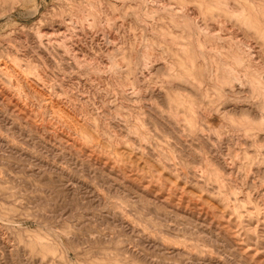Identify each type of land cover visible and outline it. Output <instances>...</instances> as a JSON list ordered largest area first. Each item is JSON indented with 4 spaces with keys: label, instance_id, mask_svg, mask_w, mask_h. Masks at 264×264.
<instances>
[{
    "label": "rangeland",
    "instance_id": "374dc122",
    "mask_svg": "<svg viewBox=\"0 0 264 264\" xmlns=\"http://www.w3.org/2000/svg\"><path fill=\"white\" fill-rule=\"evenodd\" d=\"M134 1L0 0V60L15 69L14 58L24 65L32 100L60 94L76 106L70 120L80 125L83 111L90 122L83 130L88 139L71 145L41 118L20 115L0 91V264H264V123L259 117L264 111V0H165L196 17L204 9L208 27L222 31L206 34V42L238 46L242 67L230 72L236 64L227 56L221 63L226 75L218 80L230 83L236 93L231 98L210 82L197 52L200 31L193 18H179L178 25L156 0ZM58 25L67 35L86 36L82 46L93 69L63 65L35 47L38 33H46L45 39L63 35L56 32ZM104 31L113 35L110 40ZM179 33L185 37L178 38ZM171 38L192 44L197 67L185 69L179 56L164 50ZM116 40L119 53L107 50ZM119 41L131 56V76L117 66L125 55ZM137 46L141 52H135ZM148 53L172 62L160 67ZM140 56L148 78L136 66ZM97 61L107 63L106 71ZM191 68L193 75L187 72ZM238 74L245 88H238ZM44 77L43 85L37 82ZM2 86L17 96L14 88ZM133 86L145 100L121 94L122 87ZM103 103L110 108L100 118L95 106L101 110ZM190 120L195 122L189 125Z\"/></svg>",
    "mask_w": 264,
    "mask_h": 264
},
{
    "label": "bare ground",
    "instance_id": "6f19581e",
    "mask_svg": "<svg viewBox=\"0 0 264 264\" xmlns=\"http://www.w3.org/2000/svg\"><path fill=\"white\" fill-rule=\"evenodd\" d=\"M119 1V0H118ZM131 1V0H130ZM135 1H137V0H135ZM135 1H134V3H135ZM149 2V0H142V2L143 3H145V2ZM152 1V0H151ZM178 1V0H177ZM197 1H200V0H197ZM138 2V1H137ZM154 2V1H153ZM156 2H158V7H157V4L154 6L155 8L157 7V8H159L160 10H163L164 12H165V14H167V15H169L172 19H176V21H175V23L177 22V20L179 21V18H182V17H191V18H193L194 20H195V23L196 24H194V27H195V25H196V28L200 31V34H199V36L196 34V32L195 31H193V33L192 34H194V35H196V36H198V37H196V36H193L194 38L196 37L197 38V40H198V42H200V43H198L197 41L195 42L194 41V43L195 44H201L200 46L201 47H197L196 45V47L197 48H200V49H197V52H199L200 51V54H201V56H202V60H203V62H204V64H206V66H207V71H208V76H209V79H210V82L211 83H213V85L220 91V93L221 94H223V96L224 97H228V98H231V96H232V94L234 95V93H233V89L230 87H228V85L230 84H227L226 82H222V79H221V82L220 81H218L221 77H224L225 75H226V72L224 71L223 72V70H222V65L223 64H221L222 63V60L225 62V59L227 58V56L228 57H231L230 59L232 60V62H234L235 64H236V66H234V67H232L230 70V72H236V73H238L239 72V70H240V66H239V64H240V62L238 61L239 60V48H237V47H234V46H228L229 48H227V47H225L224 45H217V44H211V43H208V42H206V34L210 37V36H212V35H214V31H216V33H217V31L218 30H214L215 28L214 27H212L213 29L211 30L209 27H208V19H207V17L205 18V16H206V14H204V9H203V11H202V9H201V11L203 12L202 14L203 15H201L200 17H196V14H194V13H192V11L190 12H188L187 10H184L185 8H184V6H178L177 4V6H175V4L173 5V4H167L166 2H165V0L164 1H157L156 0ZM190 2V1H189ZM192 2V1H191ZM193 2H195V1H193ZM139 3V2H138ZM155 3V2H154ZM201 2H199V4H200ZM133 4V3H132ZM136 4V3H135ZM140 6V5H139ZM187 6V5H186ZM189 6V5H188ZM204 6V5H203ZM190 7V6H189ZM193 7V6H192ZM202 7V6H201ZM156 8V9H157ZM187 8V7H186ZM194 8V7H193ZM188 10L190 9V8H187ZM196 9V8H195ZM157 12V11H156ZM155 12V13H156ZM162 12V11H161ZM158 13V12H157ZM160 15V14H159ZM163 16V15H162ZM192 19V20H193ZM206 19V20H205ZM89 20V19H88ZM155 20V19H154ZM165 21H166V19H164ZM210 20V19H209ZM214 20V19H213ZM156 21V20H155ZM168 21V20H167ZM183 20H181V22H182ZM220 21H221V19H220ZM220 21H218V23L220 22ZM92 22H97V23H99V21H97V19H93V21ZM91 22V23H92ZM154 22V21H153ZM163 22V21H162ZM181 22H179V23H181ZM156 23V22H155ZM172 23V22H171ZM178 23V22H177ZM179 23H178V25H179ZM189 23V22H188ZM218 23H216V24H218ZM225 23V22H224ZM224 23H223V26H224ZM227 23V22H226ZM100 24H101V22H100ZM183 24V23H182ZM212 24V23H211ZM171 25H176V24H174V22L171 24ZM177 25V26H178ZM219 25V24H218ZM88 26V25H87ZM225 26H226V24H225ZM145 27V26H144ZM180 27V26H179ZM184 27H186V26H184ZM193 27V28H194ZM211 27V26H210ZM218 27V26H217ZM88 28V27H87ZM168 29H169V27H167ZM176 28V27H175ZM219 28V27H218ZM55 29V28H54ZM79 29V28H78ZM78 29L76 30V31H78ZM170 29H172V27L170 28ZM181 29V28H180ZM180 29H178V30H180ZM183 29V28H182ZM192 29V28H191ZM227 29V28H226ZM232 29V28H231ZM56 32H59V34L61 33H64L63 35H60V37H57V38H49V39H45V36H46V33H45V36L43 35V34H39L38 33V36H37V39L35 40V41H33V42H35V47L37 48L38 47V49L40 50V52H41V54H43V55H49V56H51V58H52V60L53 59H55V57H58V58H60V60H62L61 62H62V64H63V62H67L68 64H70V63H72L73 65H75V66H77V67H85L86 68V70H87V68L88 69H90V68H92L91 67V65H93L92 64V62H89L87 59L89 58V57H91V55L88 57V58H86L87 56H86V53H84V52H86V50H84L83 49V46H82V39L84 38V39H86L85 37H83L81 34L82 33H80V35H81V37H80V35H76V37H73L72 35L70 36V35H67V34H65V32H64V28H63V26H61V25H58V27H56ZM177 30V31H178ZM184 30V29H183ZM194 30V29H193ZM224 30V29H223ZM20 31V30H19ZM53 31V30H52ZM75 31V32H76ZM80 32H83L84 31V28H82V27H80V30H79ZM78 31V32H79ZM171 31V30H170ZM191 31V30H190ZM220 31V30H219ZM218 31V32H219ZM231 31H233V30H231ZM46 32V31H45ZM86 32V31H85ZM149 32H151V31H149ZM220 32H222V31H220ZM51 33V32H50ZM84 33V32H83ZM104 33V35L103 36H105V37H107V39H111L112 38V34L109 32V31H104L103 32ZM154 33V32H153ZM215 33V34H216ZM171 34V33H170ZM219 34V33H218ZM37 35V34H36ZM84 35H86V34H84ZM92 35V34H91ZM166 35V34H165ZM178 35V34H177ZM101 36V35H100ZM146 36V35H145ZM184 35H182L181 37H183ZM219 36V35H218ZM221 36V35H220ZM224 36V35H223ZM223 36L221 37L222 38V40L224 39L223 38ZM226 36V35H225ZM31 37V36H30ZM36 37V36H35ZM83 37V38H82ZM88 37V36H87ZM116 37V36H115ZM178 38L180 37V33H179V36H177ZM180 37V38H181ZM185 37V36H184ZM183 37V38H184ZM213 37V36H212ZM211 37V38H212ZM227 37H229V38H231V40H235L236 39V37H233V34H229V35H227ZM27 38V37H26ZM102 38V37H101ZM138 38V37H137ZM163 38H164V36H163ZM178 38H171V44H170V46L167 48V49H164V50H168L169 49V51L170 52H172V54L174 55V56H176V57H178L179 56V63H180V65L181 66H183L184 68H185V66H187V65H189V66H191L192 68H195V67H197V56H196V52L195 51H193V49H194V47L192 46L191 48H190V46L192 45H190V43L189 42H182V41H178ZM186 38H188V37H186ZM196 38H195V40H196ZM217 38V37H216ZM30 39H33V36H32V38H30ZM94 39V38H93ZM92 39V42L93 41H95V40H93ZM182 39V38H181ZM218 39V38H217ZM100 40V39H99ZM102 40V39H101ZM109 40H107V41H109ZM169 40V39H168ZM180 40V39H179ZM207 40H209V38L207 39ZM240 40V39H239ZM22 41V40H21ZM31 41V40H30ZM107 41H105V42H107ZM112 41H114V40H112ZM117 41V40H116ZM148 41V40H147ZM170 41V40H169ZM190 41H192L191 39H190ZM212 41V40H211ZM95 42H97V41H95ZM111 42V41H110ZM120 43H121V41H119ZM163 42V41H162ZM213 42H215V41H213ZM103 43V42H102ZM114 43V44H113ZM112 44V46L111 47H109L107 50H111V49H116L115 51H118L117 50V45L116 44H118V41H117V43L116 42H113ZM142 43V42H141ZM105 44V43H104ZM125 44V43H124ZM165 44V43H164ZM234 44V43H233ZM122 45V43L120 44V46H119V49H121L123 52H124V56L122 57L123 58V60L121 61V59H120V61L118 60V62H120L119 64H117L116 62H114V63H116L117 64V66H119V69L121 68L122 69V71L124 70L125 72L124 73H129L130 74V76H131V73H132V71L134 70L133 68H132V66L130 65L131 64V56L130 55H128L127 53H126V49H125V47L124 46H121ZM137 45V44H136ZM143 46H144V44H142ZM149 45V44H148ZM153 45V44H152ZM168 45V44H167ZM34 46V45H33ZM127 46V45H126ZM135 46V45H134ZM147 46V45H146ZM150 46H151V44H150ZM236 46V45H235ZM246 46V45H245ZM130 47V46H129ZM142 48V47H141ZM141 48L140 47H134V49H135V52H141L142 50H141ZM158 48V47H157ZM164 48H166V47H164ZM237 48V49H236ZM37 49V50H38ZM100 49V48H99ZM154 49V48H153ZM159 49V48H158ZM157 49V50H158ZM36 50V49H35ZM106 50V49H105ZM195 50V49H194ZM250 50V49H249ZM113 51V50H112ZM160 51H162V50H160ZM248 51V50H247ZM157 52V51H156ZM180 52H182V54L180 53ZM117 53V52H116ZM118 53H119V51H118ZM147 53V52H146ZM102 54V53H101ZM120 54H123V53H120ZM133 54V53H132ZM142 54V53H141ZM141 54H139V55H141ZM46 55V56H47ZM147 55V54H146ZM199 55V54H198ZM252 55L256 58V53L254 52V53H252ZM45 56V57H46ZM84 56V57H83ZM96 56V55H95ZM159 56H161L162 57V55H158L157 56V53H148V59L149 60H152L153 61V63L155 64H157L158 66H160V67H162V65H163V67L165 66H169L170 65V63L172 62V60L170 61V60H166V61H164V62H160V58H158ZM200 56V57H201ZM253 56H252V58H253ZM143 57H144V55H143ZM165 57V56H164ZM50 58V57H49ZM140 58L141 59H138L139 60V62L136 64V66H137V68L139 69V70H141L140 71V73L142 74V78H144V77H146V78H148L149 77V75H148V77L147 76H144L145 75V73H144V71L142 70V68L144 67H142L141 65H144L143 64V62L144 61H142L143 60V58H142V56H140ZM212 58H214L215 60H212ZM101 59V58H100ZM108 59V58H107ZM128 59V60H127ZM95 60V59H94ZM97 60V59H96ZM104 60V59H103ZM110 60V59H109ZM144 60H146V57L144 58ZM164 60V59H163ZM257 60V59H256ZM58 61V60H57ZM105 61V60H104ZM117 61V60H116ZM123 61H125V62H127V64H124V62ZM148 61V60H147ZM146 61V62H147ZM220 61V62H219ZM13 62H14V64L16 65V69L15 68H13V67H11L10 65H8L7 64V62H5V61H1L0 60V91L2 92V93H5L6 95H7V97H8V100H9V102H12V103H14L15 104V106L17 107V110H18V112H19V114L21 115V114H24V115H27V114H29V115H33V116H36V117H38V119L39 118H41L43 121H46V123L45 124H47L48 126H51L50 128H53V132L54 133H61V134H63V135H66L67 136V138H68V140H69V142H70V144L72 145L73 143H75V145H76V143H78L79 141L81 142V141H84V140H87L88 138L85 136V134H84V132H83V130L85 129V126H87V124H88V122H89V120L87 119V118H85L84 116H86V115H84V112L83 111H81L82 113L80 114L81 116H83V120H82V123H79L80 125H78V124H76V123H74L72 120H70V118H68V117H72L73 119H74V113H70L71 111V109H72V111L74 110V108L76 107L75 105H76V103H77V101H75L76 103H75V107H73V105H71L70 104V102L69 101H66V99L64 100L62 97H60V94H58L57 96H58V98L57 99H50L48 96H44V95H41V97L40 98H37V99H35L36 101H34V99L32 100L31 99V97L29 96L30 95V90H31V84H30V82L23 76V72L25 71V69H24V65L20 62H18V59L17 58H14L13 59ZM54 62H55V60H54ZM53 62V63H54ZM98 63H99V61H97ZM103 62V61H102ZM133 62V61H132ZM217 62H219V63H217ZM49 63H51V62H49ZM52 63V64H53ZM58 63L59 62H57L55 65H58ZM200 63V62H199ZM25 64V63H24ZM95 64V63H94ZM97 64V63H96ZM96 64H95V66H96ZM100 64V65H99ZM98 64V67H99V69H102V71L104 70V68L106 69V68H108L107 67V63H105L104 65H102L101 64V61H100V63ZM221 64V65H220ZM59 65H60V63H59ZM63 65H66V64H63ZM135 65V64H134ZM224 65H225V63H224ZM241 65V64H240ZM111 66V65H110ZM112 66H115V65H112ZM145 66H146V64H145ZM226 66V65H225ZM239 66V67H238ZM252 66V65H251ZM70 67V66H69ZM149 67V66H148ZM156 67V66H155ZM171 67V66H170ZM198 67H199V64H198ZM241 67H242V65H241ZM31 68V67H30ZM66 68H67V66H66ZM72 68V67H71ZM93 68H94V66H93ZM92 68V69H93ZM115 68V67H114ZM134 68H136V67H134ZM147 68V67H146ZM173 70H174V65H173ZM188 68V67H187ZM187 68H185V69H187ZM188 69V74H192L191 72H192V70L193 69ZM228 68V67H227ZM81 69V68H80ZM144 69H145V67H144ZM149 69V68H148ZM147 69V70H148ZM157 69V68H156ZM158 69H159V67H158ZM166 69V68H165ZM242 69V68H241ZM79 70V69H78ZM95 70H97L96 68H95ZM136 70V69H135ZM170 70V69H169ZM173 70H172V73H173ZM66 71V70H65ZM81 71V70H80ZM83 71V70H82ZM81 71V72H82ZM93 71V70H92ZM99 71V70H98ZM98 71H97V73H98ZM104 71H106V70H104ZM103 71V72H104ZM109 71V70H108ZM120 71V70H119ZM146 71V70H145ZM150 71V70H149ZM156 71H161L160 69L159 70H156ZM167 71V70H166ZM185 71V70H184ZM31 72V71H30ZM79 72V71H78ZM96 72V71H95ZM115 73H117L118 71H114ZM153 72V71H152ZM176 72H177V70H176ZM180 72V71H179ZM190 72V73H189ZM83 73V72H82ZM85 73H86V71H85ZM88 73V72H87ZM101 73V72H100ZM107 73V72H106ZM105 73V74H106ZM109 73V72H108ZM121 73V72H120ZM138 74V75H141V74ZM148 73V72H147ZM150 73H151V71H150ZM167 73V72H166ZM168 73H169V71H168ZM167 73V74H168ZM171 73V72H170ZM207 73V72H206ZM46 74V73H45ZM90 74V73H89ZM96 74V73H95ZM153 74V73H152ZM156 74H157V72H156ZM175 74V73H174ZM173 74V75H174ZM177 74H178V72H177ZM183 74V73H182ZM181 74V75H182ZM186 74V73H185ZM229 74V73H228ZM235 74V73H234ZM240 74V73H239ZM238 74V76L237 77H240V75ZM101 75V74H100ZM120 75V74H119ZM125 75V74H124ZM127 75V74H126ZM136 75V74H135ZM135 75H133V76H135ZM172 75V76H173ZM178 75H180V73L178 74ZM193 75V74H192ZM231 75V74H230ZM44 76H46V75H44ZM105 76V75H104ZM107 77H110V75H106ZM112 76H114V75H112ZM144 76V77H143ZM153 76V75H152ZM182 76H184V75H182ZM234 76V75H233ZM243 76V75H242ZM245 76V75H244ZM122 77V76H121ZM141 76H139V78H140ZM151 77V76H150ZM170 77H171V75H170ZM178 78H179V76H177ZM185 78H186V76H184ZM192 77V76H191ZM229 77V76H228ZM227 77V78H228ZM262 77H264V76H262ZM30 78V77H29ZM46 77H44V78H41L39 81H37V82H41V84L43 85V81H44V79H45ZM105 78V77H104ZM103 78V79H104ZM119 78V77H118ZM131 78V77H130ZM136 78V77H135ZM152 78V77H151ZM189 78V77H188ZM234 78V77H233ZM232 78V79H233ZM244 78V77H243ZM242 78V79H243ZM119 79H121V78H119ZM124 79H126V78H124ZM128 79H129V77H128ZM132 79V78H131ZM191 79V78H190ZM224 79V78H223ZM229 79V78H228ZM231 79V78H230ZM235 79H237V78H235ZM234 79V80H235ZM246 79V78H245ZM93 80V79H92ZM98 80H100V79H98ZM107 80V79H106ZM130 80V79H129ZM136 80V79H135ZM145 80V79H144ZM187 80V79H186ZM189 80V79H188ZM207 80V79H206ZM226 80V79H225ZM247 80V79H246ZM264 80V79H263ZM94 81H95V79H94ZM101 81V80H100ZM99 81V82H100ZM119 81H121V80H119ZM171 81V80H170ZM192 80H190V82H191ZM239 81L241 82V77H240V79H239ZM248 81V80H247ZM246 81V82H247ZM36 82V83H37ZM45 82V81H44ZM104 82V81H103ZM108 82V81H107ZM125 82H126V80H125ZM140 82V81H139ZM141 82H142V80H141ZM249 82H251V83H253L252 81H250L249 80ZM4 83H6L8 86H10L11 88H14L16 91H18L17 92V96L16 95H14V94H12V93H10L9 92V89H7V88H5V86H2ZM121 83V82H120ZM123 83V82H122ZM121 83V84H122ZM172 83V82H171ZM174 83V82H173ZM233 83V82H232ZM236 83V82H235ZM248 83V82H247ZM246 83V84H247ZM258 83V82H257ZM2 84V85H1ZM130 84L131 83H129V86H130ZM136 84V83H135ZM237 84V83H236ZM236 84H235V86H236ZM259 84H261V83H259ZM45 85V84H44ZM118 85V84H117ZM134 85V84H133ZM233 85V84H232ZM239 85L241 86H239L238 88H245V87H243L244 85H243V83L241 82V83H239ZM248 85V84H247ZM247 85H245V86H247ZM107 86H111V84H107ZM118 86H120V85H118ZM132 86V85H131ZM140 86V85H139ZM176 86V85H175ZM229 86H231V85H229ZM234 85H233V87H235ZM262 86V85H261ZM44 87V86H43ZM121 87V86H120ZM179 87V86H178ZM41 88V87H40ZM107 88V87H106ZM117 88H119V87H117ZM129 88H131L132 90H130ZM184 88V87H183ZM238 88H236V89H238ZM247 88V87H246ZM34 89V88H33ZM156 89H158V88H156ZM44 90V89H43ZM111 90V89H110ZM114 90H116V89H114ZM120 90H122V92H121V94L123 93L127 98H129L130 100H133V101H136V100H138V99H142V100H145L144 99V97H145V95L143 94V93H141V94H139L138 92H141V90H140V88H138L137 86H136V88L133 86V87H128V88H126V87H122V89H120ZM145 90V89H144ZM239 90H241V89H239ZM239 90H237V91H239ZM247 90V89H246ZM42 91V90H41ZM49 91V90H48ZM248 91V90H247ZM251 91V90H250ZM249 91V92H250ZM0 92V93H1ZM29 92V93H28ZM43 92V91H42ZM52 92V91H51ZM116 92V91H115ZM154 92H155V90H154ZM157 92H159L158 90H157ZM240 92H242V91H240ZM243 92H245V91H243ZM33 93V92H32ZM147 93H149V92H147ZM151 93H152V91H151ZM156 93V92H155ZM236 94V93H235ZM50 95V94H49ZM51 95H52V93H51ZM118 95V94H117ZM151 96H152V94H150ZM147 96V95H146ZM6 97V96H5ZM82 97V96H81ZM86 97V96H85ZM117 97V96H116ZM160 97H162V96H160ZM87 98V97H86ZM90 98V97H89ZM120 98V97H119ZM123 98V97H122ZM147 98V97H146ZM151 98V97H150ZM159 98V97H158ZM68 99V98H67ZM118 99V98H117ZM148 99V98H147ZM239 99H240V97H239ZM72 100V104H73V99H71ZM84 100V99H83ZM124 100V99H123ZM223 100V99H222ZM235 100V99H234ZM238 100V99H237ZM90 101V99H88V101H86V102H89ZM96 101V100H95ZM110 101V100H109ZM121 101V100H120ZM119 101V102H120ZM127 102V100H124V102ZM129 101V100H128ZM239 102H241L240 100H238ZM141 101H139L138 102V105H139V103H140ZM145 102V101H144ZM123 103V102H122ZM131 103V101H129V103H126L127 105H129ZM133 103V102H132ZM131 103V104H132ZM136 103V102H135ZM143 103V102H142ZM148 103V102H147ZM194 103V102H193ZM97 104V103H96ZM104 104V103H103ZM110 104V103H109ZM109 104H107V106L109 105ZM120 104V103H119ZM131 104L129 105V106H131ZM141 104V103H140ZM144 104V103H143ZM220 104V103H219ZM240 104V103H239ZM81 105H83V104H80V106ZM88 105V104H87ZM98 105H100V104H98ZM105 105V104H104ZM145 105H147V104H145ZM78 106V105H77ZM106 105H105V107L103 108V109H101V110H99V109H97V106H95L96 107V110H97V113H98V115H100L99 117L101 118V116L102 115H105V114H108L109 113V108H110V106H109V108L107 107ZM111 106H112V104H111ZM133 106V105H132ZM148 106V105H147ZM194 105H192V107H193ZM85 107V106H84ZM89 107H90V105H89ZM92 107V106H91ZM90 107V108H91ZM114 107V106H113ZM125 107H127L126 105H125ZM125 107H124V109H125ZM136 107V106H135ZM143 108H144V106H142ZM187 107V106H186ZM189 107H191L190 105H189ZM234 107H236V106H234ZM78 108V107H77ZM83 108V107H82ZM112 108V107H111ZM138 108H140V107H138ZM138 108H136L137 110H138ZM145 108H147V107H145ZM248 108H250V107H248ZM252 108V107H251ZM89 109V108H88ZM129 109H131V108H129ZM128 109V110H129ZM151 109V108H150ZM180 109V108H179ZM188 109V108H187ZM231 109V108H230ZM243 109V108H242ZM247 109V108H246ZM76 110V109H75ZM74 110V111H75ZM78 110V109H77ZM81 110V109H80ZM83 110V109H82ZM85 110V109H84ZM94 110V109H93ZM93 110H91V111H93ZM152 110V109H151ZM189 110V109H188ZM236 109L234 108V109H232L231 111H235ZM249 109H247V111H248ZM114 111H115V108H114ZM114 111H112V112H114ZM140 111V110H139ZM143 111V110H142ZM154 111V110H153ZM187 111V110H186ZM190 111V110H189ZM238 111V110H237ZM236 111V112H237ZM240 111V110H239ZM246 111V112H247ZM254 111V110H253ZM78 112V111H77ZM132 112H133V109H132ZM144 112H145V110H144ZM146 112H149V111H146ZM235 112V113H236ZM240 112H242V110L240 111ZM245 112V111H244ZM248 112H250V111H248ZM76 113V112H75ZM79 113V112H78ZM77 113V114H78ZM92 113H94V112H92ZM150 113V112H149ZM148 113V114H149ZM186 113H188V112H186ZM257 113V112H256ZM256 113H254L253 115H254V117H255V114ZM261 113H262V115L261 116H259V117H261V120H262V122L264 123V111H262L261 110ZM90 114H91V112H90ZM111 114V113H110ZM118 114V113H117ZM116 114V115H117ZM130 114V113H129ZM132 114V113H131ZM136 114H141V113H137L136 112ZM151 114V113H150ZM179 114V113H178ZM200 114V113H199ZM204 113H202L201 115H203ZM92 115V114H91ZM113 115H115V114H113ZM155 115H157V113L155 114ZM155 115H153L154 117H155ZM176 115V114H175ZM188 115V114H187ZM190 115H192V114H190ZM198 115V114H197ZM252 115V116H253ZM76 116V115H75ZM77 116H79V115H77ZM111 116V115H110ZM118 116V115H117ZM117 116H114V117H117ZM130 116V115H129ZM140 116V115H139ZM180 116V115H179ZM199 116V115H198ZM258 116H256V117H258ZM103 117H106V116H103ZM102 117V118H103ZM114 117H112V118H114ZM136 117V116H135ZM135 117H133V118H135ZM156 117H158V116H156ZM160 117V116H159ZM162 117V116H161ZM171 117V116H170ZM188 117V116H187ZM196 117V116H195ZM200 117V116H199ZM204 117L206 118V117H208V115H204ZM256 117H255V119H256ZM258 117V118H259ZM78 118V117H77ZM77 118H76V120H77ZM80 118V117H79ZM78 118V119H79ZM107 118V117H106ZM121 119H122V117H120ZM137 118H139V117H137ZM146 119H147V117H145ZM163 118V117H162ZM181 118V117H180ZM189 118V117H188ZM187 118V119H188ZM192 118H193V116H192ZM110 119V118H109ZM116 119H118V118H116ZM140 119V118H139ZM159 119V118H158ZM177 119L179 120V118H178V116H177ZM186 119V120H187ZM195 119H198V118H195ZM208 119V118H207ZM120 120V119H119ZM160 120H162L161 118H160ZM180 120H182V122L184 121L183 120V117H182V119H180ZM192 120V119H191ZM190 120V121H191ZM194 120V119H193ZM111 121H112V119H111ZM124 122L125 123V121L126 120H121L120 122ZM130 121H132V120H130ZM149 121V120H148ZM190 121H189V125L190 124H192V123H194L195 121H191V123H190ZM81 122V121H80ZM139 122V121H138ZM162 122H164V121H162ZM162 122H160V123H162ZM166 122H169V120L167 121L166 120ZM180 122V121H179ZM90 123V122H89ZM113 123H114V119H113ZM127 123H129V122H127ZM173 123V122H172ZM177 123V122H176ZM98 124V123H97ZM139 124V123H138ZM141 124V123H140ZM166 124V123H165ZM128 125V124H127ZM174 125V124H173ZM126 126V125H125ZM167 126V125H166ZM165 126V127H166ZM169 126V125H168ZM187 126V125H186ZM116 127V126H115ZM126 127H128V126H126ZM173 127V126H172ZM177 127H178V125H177ZM182 127V126H181ZM91 128V127H90ZM167 129H168V127H166ZM170 128V127H169ZM179 128V127H178ZM128 129H129V127H128ZM166 129V130H167ZM172 129V128H171ZM175 128H173V130H174ZM180 129V128H179ZM126 130V129H125ZM178 129H176V131H177ZM89 131V130H88ZM180 131V130H179ZM182 131V130H181ZM169 132V131H168ZM178 132V131H177ZM127 133H128V131H127ZM132 133V132H131ZM60 134V135H61ZM115 134V133H114ZM125 134V133H124ZM129 134V133H128ZM133 134V133H132ZM190 134H192V133H190ZM195 134V133H194ZM119 135V134H118ZM65 136V137H66ZM115 136H116V134H115ZM133 136V135H132ZM191 136V135H190ZM103 137V136H102ZM118 137H120V135L118 136ZM129 137V136H128ZM131 137V136H130ZM134 137V136H133ZM194 137V136H193ZM121 139H123V138H121ZM129 139V138H128ZM128 139H126L127 141H128ZM134 139H135V137H134ZM242 139V138H241ZM124 140V139H123ZM129 140H131V139H129ZM192 140H193V138H192ZM92 142V141H91ZM114 142H117V144L119 143L117 140H114ZM126 142V141H125ZM134 142H136L135 140H134ZM81 144V143H80ZM92 144V143H91ZM95 144V143H94ZM94 144H92V146L94 145ZM96 144H98L97 142H96ZM123 144V143H122ZM100 145V144H99ZM116 145V144H115ZM131 145H132V143H131ZM94 146H97V145H94ZM99 146H97L96 148H98ZM94 148V147H93ZM95 148V149H96ZM133 148V147H132ZM156 160V159H155ZM228 160V159H227ZM254 210V209H253ZM264 213V212H263Z\"/></svg>",
    "mask_w": 264,
    "mask_h": 264
}]
</instances>
